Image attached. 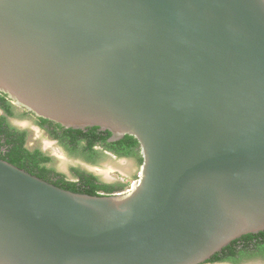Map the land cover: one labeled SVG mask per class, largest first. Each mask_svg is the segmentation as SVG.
Listing matches in <instances>:
<instances>
[{
  "label": "water",
  "instance_id": "obj_1",
  "mask_svg": "<svg viewBox=\"0 0 264 264\" xmlns=\"http://www.w3.org/2000/svg\"><path fill=\"white\" fill-rule=\"evenodd\" d=\"M0 92L143 156L102 195L0 158V264H200L264 230V0H0Z\"/></svg>",
  "mask_w": 264,
  "mask_h": 264
},
{
  "label": "trees",
  "instance_id": "obj_2",
  "mask_svg": "<svg viewBox=\"0 0 264 264\" xmlns=\"http://www.w3.org/2000/svg\"><path fill=\"white\" fill-rule=\"evenodd\" d=\"M8 95L0 92V107L6 115H0V158L42 178L64 189L88 194L102 195L112 194L124 188V184H111L99 182L97 175L85 171L79 167H72L75 173L74 179H68L62 172L49 166L52 157L44 153L40 148L30 149L27 146V132L14 127L7 120L8 115H12L13 105L7 98ZM42 124L51 122L41 117ZM62 128H65L62 126ZM60 138L65 148L72 152L80 154L89 161H95L100 152L94 148L97 144H104L105 147L116 152L120 156L138 157L140 163H143L142 153L135 150L139 145L138 139L130 134H125L121 139L109 142L112 132L107 129H101L99 126H90L86 128H65L62 135L53 133V136ZM255 257L264 258V230L256 233L244 234L221 250L215 252L210 261H230L238 264L244 260Z\"/></svg>",
  "mask_w": 264,
  "mask_h": 264
},
{
  "label": "rangeland",
  "instance_id": "obj_3",
  "mask_svg": "<svg viewBox=\"0 0 264 264\" xmlns=\"http://www.w3.org/2000/svg\"><path fill=\"white\" fill-rule=\"evenodd\" d=\"M9 98V97H8ZM11 99V98H9ZM16 115L11 118V122L19 128L28 131L27 146L31 149L40 148L44 153L52 157L49 166L59 172L64 173L73 179L72 167H79L96 174L102 181L107 183L124 184L123 193L133 188L134 182L140 174L141 163L135 156L117 157L112 154H104L96 159V163H89L85 157L77 153L68 151L65 147L53 140L45 130L38 126L34 117L23 111L22 106L15 104ZM0 109V114H1ZM262 259L255 257L253 259L244 260L238 264H244L248 261ZM234 264V263H221Z\"/></svg>",
  "mask_w": 264,
  "mask_h": 264
},
{
  "label": "flooded vegetation",
  "instance_id": "obj_4",
  "mask_svg": "<svg viewBox=\"0 0 264 264\" xmlns=\"http://www.w3.org/2000/svg\"><path fill=\"white\" fill-rule=\"evenodd\" d=\"M7 98H8V97H7ZM8 99H9V98H8ZM9 100L11 101V99H9ZM11 104H13L12 101H11ZM0 109H1V111H2L0 115H6L4 109H3L2 107H0ZM23 111L26 112L27 114L33 116V117H34V120L36 121L35 123H37L39 127H41L43 130H45L46 133H48V135H49L53 140H55L58 144H60V145H62L63 147H65V146L62 144L60 138L57 137L56 135L53 136V133H57L58 135H62L63 132H64V129H65V128H69V127H65V126L61 125L60 123H57V122L52 121V120H49V121H51V122H46V123L42 124V120H41V117H40V116H37L36 114H34L33 112L27 110L26 108H23ZM13 112H14V113H13L12 115H8V116H7V120H8L9 123L12 124L14 127L18 128V129H21V130H25V129L19 128L17 125H14V124L11 122V118L17 114L16 111H15V107H13ZM62 126L65 127V128H62ZM101 129H102V128H101ZM26 132H27V137H26V138L28 139V131L26 130ZM120 139H121V138H120ZM117 140H118V139H117ZM108 141H109V142H112V141H116V140H112L111 137H109ZM26 142H27V140H26ZM36 148H37V147H36ZM94 148L97 149V150L100 152V156H103L104 154H105V155H106V154H112V155L117 156V157H125V156H120L119 154H117L116 152L112 151L111 149H108L107 147H105L104 144H97L96 146H94ZM30 149H31V148H30ZM33 149H34V148H33ZM135 150H137L138 153L141 152L140 144H139L138 146L135 147ZM100 156H99V157H100ZM132 156H135V155H132ZM135 157H136V156H135ZM137 158H138V157H137ZM95 161H96V160H95ZM95 161H89V163H91V165H92L93 163H96ZM81 169H82V168H81ZM83 170H85V169H83ZM85 171H88V170H85ZM88 172H90V171H88ZM91 173H92V172H91ZM93 174H94V173H93ZM72 175H73V177H75V173L73 172V170H72ZM95 175H96V174H95ZM66 177H67L68 179H71V178H69L67 175H66ZM138 177H139V175H138ZM98 178H99V177H98ZM73 179H74V178H73ZM71 180H72V179H71ZM98 181H99V182H104V181H102L100 178H99ZM104 183H107V182H104ZM111 184H113V183H111ZM114 184H121V183H114ZM122 191H123V189L118 190L117 192H122ZM261 258H262V257H261ZM262 259H264V258H262ZM221 263H232V262H230V261H210L209 259H207L206 261H204V262H202V263H200V264H221Z\"/></svg>",
  "mask_w": 264,
  "mask_h": 264
}]
</instances>
